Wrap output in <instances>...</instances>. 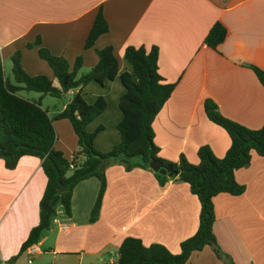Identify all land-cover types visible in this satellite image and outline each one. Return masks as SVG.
<instances>
[{
  "label": "crops",
  "instance_id": "obj_1",
  "mask_svg": "<svg viewBox=\"0 0 264 264\" xmlns=\"http://www.w3.org/2000/svg\"><path fill=\"white\" fill-rule=\"evenodd\" d=\"M98 7L107 30L85 48ZM215 21L225 27L226 34L213 49L203 43V37ZM36 36L69 64L80 55V71L96 62L93 48L111 45L116 75L101 84L90 79L81 88L87 102L97 96L105 101L103 110L85 125L87 131L101 125L92 139L99 151L108 150L119 139L117 101L124 91L119 73H132L123 55L126 45H155L157 72L163 81L174 83L151 122L158 157L176 161L182 154L196 163L201 144L217 157L224 153L229 138L205 116L202 100L206 97L222 115L248 128L264 121V88L244 65L264 70V0H0L3 70L8 56L19 49L20 64L28 74L52 77L50 67L37 55V45L25 47ZM71 92L54 101L44 95L40 105L48 113L59 111ZM52 124L54 147L68 158L76 148L70 123L56 118ZM103 174L105 187L96 219H87L98 187L97 178L90 176L73 186L70 214L57 209L35 242L39 252L28 262L26 251L18 250L37 222L45 176L36 156L22 155L10 169L0 158V264H113L125 236L137 237L144 245L160 243L175 253L179 242L195 231L199 203L185 182L165 174L160 184L149 167L125 170L119 163L107 164ZM233 176L243 191L212 196V232L234 264H264V154L251 151L248 164L235 169ZM60 224L65 228L60 229ZM183 264L223 263L204 245Z\"/></svg>",
  "mask_w": 264,
  "mask_h": 264
},
{
  "label": "trees",
  "instance_id": "obj_2",
  "mask_svg": "<svg viewBox=\"0 0 264 264\" xmlns=\"http://www.w3.org/2000/svg\"><path fill=\"white\" fill-rule=\"evenodd\" d=\"M107 30V23L98 7L83 47H91L95 38ZM226 34L225 27L215 21L203 37V43L215 49ZM37 45V55L50 67L52 77L44 74H28L20 64V50L15 49L9 56L10 76L4 73L0 61V158L4 167H14L22 155L39 158L45 176V184L37 204V222L29 230L19 246L18 253L26 246L37 242L48 229L57 209L70 214V198L73 186L80 180L94 176L98 187L88 221L96 219L100 199L105 187L104 167L109 163H119L125 170L134 166L148 169V162L157 159L163 165H171L176 174L170 176L188 185L199 203L198 220L195 231L179 242V250L170 252L164 245L153 242L147 245L139 238L125 236L117 247L113 264H183L193 250L204 245L210 246L214 255L223 264H234L229 254L218 246L212 232L214 219L212 196L219 192L239 194L243 185L233 176V171L249 162L251 151L264 154V121L257 128H248L222 115L210 98L202 100V108L207 119L219 125L227 133L229 144L224 153L217 157L206 144L196 149V163L188 162L180 154L176 161L157 156L158 148L153 142L151 122L171 93L174 83L165 82L157 72V48L150 45H126L123 55L132 73L124 70L119 80L124 91L118 96L117 106L121 112L116 122L119 139L108 150L99 151L92 139L93 131L85 125L105 107L102 96L87 102L81 92L82 86L90 79L99 84L112 79L117 73V60L111 45L93 48L97 59L86 71H80L81 56L69 62L61 55L51 53L40 44L39 37L26 42L25 47ZM264 88V70L255 64L245 63ZM54 79V81H53ZM70 96L63 107L48 113L41 107L40 98L48 95L62 99L67 91ZM38 93L36 98H28L23 92ZM66 118L76 136V148L67 158L54 147L55 131L52 121ZM157 181L162 184L167 176L153 171ZM14 256L7 259L11 262Z\"/></svg>",
  "mask_w": 264,
  "mask_h": 264
},
{
  "label": "water",
  "instance_id": "obj_3",
  "mask_svg": "<svg viewBox=\"0 0 264 264\" xmlns=\"http://www.w3.org/2000/svg\"><path fill=\"white\" fill-rule=\"evenodd\" d=\"M148 167L153 171H157L161 174H166L167 176H171V175L176 174V171L173 170L171 165H169V164L163 165L162 162L160 160H157V159L150 160L148 162Z\"/></svg>",
  "mask_w": 264,
  "mask_h": 264
},
{
  "label": "rangeland",
  "instance_id": "obj_4",
  "mask_svg": "<svg viewBox=\"0 0 264 264\" xmlns=\"http://www.w3.org/2000/svg\"><path fill=\"white\" fill-rule=\"evenodd\" d=\"M4 73L10 76V62L8 59L5 60V62H4ZM23 94L27 97H33L36 95V92L28 91V92H23ZM46 98H48V100H53V101L55 100L54 97H51V96H46ZM45 257H48V255L47 256L45 255ZM105 258H107V257H105Z\"/></svg>",
  "mask_w": 264,
  "mask_h": 264
},
{
  "label": "built area",
  "instance_id": "obj_5",
  "mask_svg": "<svg viewBox=\"0 0 264 264\" xmlns=\"http://www.w3.org/2000/svg\"><path fill=\"white\" fill-rule=\"evenodd\" d=\"M65 226H66L65 224H60V229H64ZM25 251H26V253L28 254V255H27V261H28V262L30 261V258H31V256H32L33 254L39 252V250H38L37 246L35 245V243H31V244H29L28 246H26Z\"/></svg>",
  "mask_w": 264,
  "mask_h": 264
}]
</instances>
